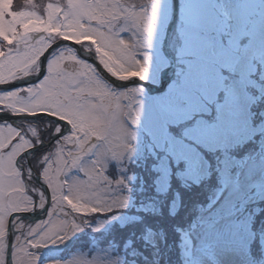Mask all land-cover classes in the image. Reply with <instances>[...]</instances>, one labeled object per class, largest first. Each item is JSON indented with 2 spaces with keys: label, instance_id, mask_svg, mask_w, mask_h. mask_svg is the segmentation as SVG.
Wrapping results in <instances>:
<instances>
[{
  "label": "rangeland",
  "instance_id": "obj_1",
  "mask_svg": "<svg viewBox=\"0 0 264 264\" xmlns=\"http://www.w3.org/2000/svg\"><path fill=\"white\" fill-rule=\"evenodd\" d=\"M137 1L65 0L62 6L59 0H52L41 13L36 8L15 12L11 0H0V35L37 41L38 55L47 39L59 34L92 49L101 66L118 78L136 76L158 85L170 64L162 43L172 1L150 0L146 5ZM70 50L67 46L56 50L46 77L33 87L12 91L9 102L30 109L51 107L75 122L77 168L64 194L76 213H105L94 221L79 215L73 226L76 234L88 224L92 231H108L114 223L136 219L135 212H128L134 207L130 189L134 175L126 171V164L143 154L146 135L151 140L149 147L167 152L156 164L158 192L167 187L170 158L184 162L178 170L180 177L197 182L209 168L201 149L222 151L221 187L214 191L198 223L183 232L179 245V253L185 251L182 264L252 261L250 243L255 232L248 221L236 219V212L224 213L236 201L264 198V136L242 158L229 153L264 131V107L256 124L250 110L254 100L264 97V0H179L177 21L169 36L173 77L159 93L139 84L110 88L94 75L89 63L77 60ZM26 56L16 49L5 59L8 64L0 69V76L11 70H34L36 61L27 62ZM73 59L77 61L75 73L70 69ZM189 159L198 162L191 171ZM111 167L115 169L112 173ZM114 209L120 211L107 213ZM43 222L33 242L54 244L68 235L67 219L56 220L53 229ZM22 226L20 222L14 226L16 238ZM147 237L161 247L162 241L153 231ZM259 241L262 254L256 262L264 264V236ZM5 245L0 241V264H5ZM17 248L12 253L13 264H118L119 259L111 247L97 245L77 249L63 260L40 263L42 253ZM157 264H168L163 252Z\"/></svg>",
  "mask_w": 264,
  "mask_h": 264
},
{
  "label": "flooded vegetation",
  "instance_id": "obj_2",
  "mask_svg": "<svg viewBox=\"0 0 264 264\" xmlns=\"http://www.w3.org/2000/svg\"><path fill=\"white\" fill-rule=\"evenodd\" d=\"M137 2L138 4L146 5L150 3V0H138ZM35 31L30 30L29 32ZM31 35L33 37L35 34ZM60 37L57 34L53 35L52 38H48V44L37 55L38 49L34 47L37 41H35L36 43H30L28 39L23 41L21 38V40H17L15 37L8 38L0 35V69L4 68L3 65L7 66L8 61L5 59L16 49L22 55H27V62L33 59L37 63L36 70L34 69L29 72L21 70L15 72L11 70L8 73L7 71L5 76H0V84L21 82L34 77L40 69V57L43 51ZM80 44L82 51L90 53L102 65L92 49H84L83 43L80 42ZM23 46L26 49H23ZM15 47L17 48L15 49ZM27 47L31 49L28 50ZM70 51L80 62L89 63L94 75L104 81L110 88L115 89L111 83L102 77L98 68L93 63L82 58L75 49H71ZM55 52V50L49 52L46 59L45 72L39 80L16 87L6 88L0 86V114L13 115L45 112L49 115H38L31 118L0 119V241L7 245V227L10 221L15 241L12 253L16 247L21 251H25L26 249L32 254L42 253L43 255L39 259L40 263H44L48 258L56 257L65 249L72 247L74 237L76 236L73 226L79 221L78 216H82L83 214L82 212L76 213L74 204L64 194L66 186L68 187L69 180L75 176L77 168L76 125L70 116L60 113L57 109L55 110L51 107H39L35 109L19 107L11 105L9 98L12 91H23L42 81L49 72L48 66ZM76 59L70 62L73 65L70 69L74 73L77 67ZM107 72L117 77L111 71L107 70ZM7 103L8 105L5 106ZM92 142L91 144H95V139ZM43 185L47 186L49 200ZM6 187H8V190L5 191ZM21 211L34 212L38 218H30L28 215L19 213L13 214ZM61 212L64 213L61 214ZM59 219H67L66 232L68 235L66 238L54 244H41L37 240L32 241L34 237L36 238V234H39V231H41L43 221L46 222L45 226H50L53 229L52 225ZM19 222L23 226L19 231V236L16 238L14 226ZM67 239L68 242L59 248L58 245ZM38 245L42 246L40 251L36 249ZM50 249H53V251H50ZM12 257V261L14 262L15 257Z\"/></svg>",
  "mask_w": 264,
  "mask_h": 264
},
{
  "label": "trees",
  "instance_id": "obj_3",
  "mask_svg": "<svg viewBox=\"0 0 264 264\" xmlns=\"http://www.w3.org/2000/svg\"><path fill=\"white\" fill-rule=\"evenodd\" d=\"M50 1L52 0H11V8L15 12L36 8L42 13ZM64 1L59 0L62 6ZM263 107L264 97L250 104L252 120L255 124L261 118ZM184 125L185 123L182 124ZM177 135L181 133L178 132ZM263 136L264 132L257 133L250 140L247 139L241 145L230 149L229 153L242 158L245 153L254 150L260 144ZM144 141L146 146L143 154L126 164V171L134 175L130 183L134 207L131 206L128 212H135L136 219L123 224L114 223L108 231H92L91 224L85 225V230L75 236V246L67 251L69 256L77 249H93L99 245L111 247L113 253L119 255L118 264H157L160 252H163L168 264H182L181 255L178 253L182 232L188 230L192 223H198L199 216L211 202L214 191L221 187L219 169L222 151L210 152L201 149L208 160L209 168L207 175L197 182H187L180 177L178 170L183 169L184 162H174L170 158L167 187L164 191L158 192L155 188L160 172L156 164L167 152L159 151L153 145L149 147L151 140L146 135ZM112 170H115L114 167L110 168L111 173ZM143 203L149 206L140 207ZM234 204L238 207L236 219L248 221L255 232V237L250 243V253L255 257L260 252L259 239L264 236V198L246 202L239 200ZM115 211L120 209L107 213ZM99 214L105 216V213L95 211L87 214L86 217L94 221ZM149 231L160 237L162 241L160 248H155L148 239Z\"/></svg>",
  "mask_w": 264,
  "mask_h": 264
},
{
  "label": "water",
  "instance_id": "obj_4",
  "mask_svg": "<svg viewBox=\"0 0 264 264\" xmlns=\"http://www.w3.org/2000/svg\"><path fill=\"white\" fill-rule=\"evenodd\" d=\"M178 10H179V0H172V15H171L170 20L167 24V27L165 30V36H164L163 43H162V52L168 58L170 64L162 72L160 82L158 85L151 83V82H148V81H145V80L138 78L136 76H132V77H129L127 79H120V78L114 77L112 74L107 72L100 65V63L97 61V59L91 56L90 53H88L86 51H82L81 45L78 42H75V41L68 39V38H59V39L55 40L54 42H52L50 45H48L45 48V50L43 51V53L40 57V69L34 77H32L31 79H26V80L21 81V82H11V83L0 84V86L6 87V88L7 87H16V86H19L22 84H26L29 82H35V81L39 80L45 72V64H46V59H47L49 52L51 50H53L54 48L62 45V44H67V45L74 47L77 50L78 54L82 58L93 63L98 68V70L100 71L102 76L106 80H108L110 83H112L114 86L121 88V87H126L129 85L139 84L145 88H148L149 92L159 93L165 89V86H166L168 80L173 77L174 57H173L172 53L169 52V36H170L171 30L173 29V27L175 25V22L177 21ZM166 74H168V76H165ZM38 115H48V114L45 112H38V113H33V114H13V115L0 114V119H15V118H22V117L31 118V117H36ZM43 186H44V189L47 193V196H48L47 198L49 200V192H48L47 186L46 185H43ZM18 213L28 215L30 218H38L37 214H35L34 212H28V211H21V212H16L13 214H18ZM7 238L8 239H7L6 252H5V264H12L13 230H12L10 221H9V224L7 227ZM67 242H68V239L64 240L60 245H58V247L59 248L63 247ZM36 249H37V251H40L42 249V246L38 245Z\"/></svg>",
  "mask_w": 264,
  "mask_h": 264
},
{
  "label": "snow or ice",
  "instance_id": "obj_5",
  "mask_svg": "<svg viewBox=\"0 0 264 264\" xmlns=\"http://www.w3.org/2000/svg\"><path fill=\"white\" fill-rule=\"evenodd\" d=\"M197 164H198V162L189 159V161H188L189 171L193 170L197 166Z\"/></svg>",
  "mask_w": 264,
  "mask_h": 264
}]
</instances>
